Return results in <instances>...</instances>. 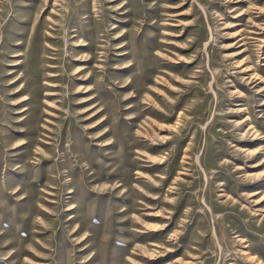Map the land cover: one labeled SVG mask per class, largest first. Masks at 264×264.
I'll use <instances>...</instances> for the list:
<instances>
[{
    "label": "rangeland",
    "instance_id": "obj_1",
    "mask_svg": "<svg viewBox=\"0 0 264 264\" xmlns=\"http://www.w3.org/2000/svg\"><path fill=\"white\" fill-rule=\"evenodd\" d=\"M0 12V264H264V0H0ZM34 29L26 48L50 60L37 69L51 66L53 96L31 95L38 80L16 99L7 41L27 43ZM82 87L96 101L78 106ZM30 96L23 108L38 111L13 105ZM36 112L28 158L19 133L33 130ZM65 146L87 149L77 171L117 170L84 181L100 200L79 210L68 189L51 196L59 171L58 185L42 179L17 194L19 184L3 185L25 161L26 173L48 176ZM127 189L123 202L105 196ZM32 190L37 198L23 200ZM109 203L134 210L115 214Z\"/></svg>",
    "mask_w": 264,
    "mask_h": 264
},
{
    "label": "bare ground",
    "instance_id": "obj_2",
    "mask_svg": "<svg viewBox=\"0 0 264 264\" xmlns=\"http://www.w3.org/2000/svg\"><path fill=\"white\" fill-rule=\"evenodd\" d=\"M0 14H2V12H0ZM21 33V32H20ZM20 33H17V34H15L17 37H19V36H23V34H25V32H22L21 34ZM29 38H28V42L27 43H24V42H17L16 44H15V38H14V36H11L10 38H9V40L7 41V44H9V46L11 47V50H8L6 53H7V56L5 57V59H4V61H8V60H6V58L7 57H9V56H11V57H15V59H14V62L13 63H8V65L7 66H9L10 68V72H8L5 76H7V78H9V84H8V88H11V89H14L13 91H14V93H12L10 96L11 97H13V98H21V97H26L24 94H25V92H27L28 94L30 93V88H29V85L31 86V84H35L36 85V82L38 81V80H44V83H43V85L42 86H40V88H38L37 87V85L35 86L36 87V89H32L33 91H32V96L33 97H36V98H39V97H45L46 99H49V98H51L52 96H53V92L51 91V88H53V84L51 85L50 84V82H49V79L51 78V77H53L52 75H51V73H50V68H51V66H49L48 64L46 65V64H41L42 66H43V69H42V74H40L39 73V71H38V69H37V66H38V64L40 63V62H49L50 60H48L46 57H42V56H40L39 55V51H38V49H36V48H26V47H31V45H33V44H35L36 43V41H34V40H37V35H36V31H35V29H34V31H29ZM34 39V40H33ZM83 41V40H82ZM11 43V44H10ZM84 44V43H83ZM6 45V40H5V42L3 41L2 42V47L3 46H5ZM82 46V45H81ZM89 46V48H91V45H88ZM82 49V48H81ZM91 55V54H90ZM1 56L3 57L4 56V53H3V55L1 54ZM89 59V58H88ZM101 60V59H100ZM94 65H96V64H94ZM2 66H0V68H1ZM101 67V66H100ZM83 69L84 68H77V74H81V73H83ZM19 71H21V73L19 74ZM91 71V70H90ZM90 71H88V72H90ZM98 71V70H97ZM87 72V73H88ZM86 73V74H87ZM2 74V72H0V75ZM33 74V77H34V80L33 79H31V75ZM85 76V75H84ZM86 76H88V75H86ZM89 76H90V74H89ZM1 80H3V76H2V78H1ZM22 81H24V84L22 85L21 84V82ZM30 81V82H29ZM86 82H88V78H79V79H77L76 81H75V83L74 84H72V85H70V88L71 89H73V88H76L77 87V85H78V89H80L81 88V84H83V83H86ZM128 83V82H127ZM126 85V84H125ZM88 86V85H87ZM89 88H86V87H82V91H78L77 93L75 92L74 94V96L75 97H82V96H85L87 93H89V91L90 90H88ZM44 93V94H43ZM21 96V97H20ZM75 97H73V99H75ZM32 99V97L30 96L29 98H24V99H22V100H20L19 102H16L15 104H13L15 107H21V110H20V112L21 111H23V112H25V111H27V113L28 112H33L34 110H37L38 111V109H37V106H36V104L38 103V102H35V105H29V107H27V108H23V105H24V103L25 102H27V101H29V100H31ZM80 100H79V102L77 103V105L78 106H82V105H84V104H87V102H93V101H96V98L95 97H93V98H90V99H84L83 97L82 98H79ZM19 100V99H18ZM47 104V103H46ZM48 104H50V102H48ZM52 104V103H51ZM96 104V103H95ZM159 105V104H158ZM49 106H51V105H49ZM52 107V106H51ZM92 107H93V105H92ZM11 108H13V107H11ZM56 108V107H55ZM86 108V107H85ZM89 108V107H88ZM82 110V109H81ZM86 111V110H85ZM78 113V112H77ZM98 113H100V112H98ZM36 114H37V116H36V124L33 126V130H31V129H28V128H26L25 130H23V131H21V133H19V136H29V140L27 141V142H22V143H20L19 145H18V147L20 146V147H24L25 146V149H26V151H24V152H22L21 154H24L25 156H27L28 158H29V149H30V147L33 145V143L35 142V140H33V139H31L30 137H33L35 134H37L36 132H38V130H39V126H38V123H39V121L41 120V114L42 113H37L36 112ZM46 114H48L47 112H46ZM89 114V113H88ZM92 114V113H91ZM90 114V115H91ZM97 113L95 112L93 115L95 116ZM92 115V116H93ZM79 117V116H78ZM88 117V116H87ZM99 118V117H98ZM28 119V118H27ZM48 122H49V120H48ZM18 123H21L22 125L23 124H26L25 122H23V120L21 119V121L20 122H18ZM51 123V122H50ZM81 124V123H80ZM100 125V123L99 124H97L96 125V127L95 128H98V126ZM91 128V127H90ZM94 128V129H95ZM60 136V138H62V134L61 135H59ZM101 136H99L98 138H100ZM10 139L9 138H7V137H5V143H10ZM62 142H63V140H62ZM17 147V148H18ZM16 148V149H17ZM72 148H74V147H72ZM61 151H63L62 153H61V155H60V153H59V158H61V159H57V160H55V158H56V152H54L55 153V155L53 156V158H52V161H53V168H50L51 169V171H49L48 172V176H43V171H42V169H40V171H38V173L35 175V173H26V171H24V168L27 166V161H25V162H23V163H21V165H20V169H21V173H22V175L20 176V177H18L17 176V178H19V179H16V180H13V181H10V182H8V181H5V182H3V185L4 186H7V187H9V188H12L13 186H17V184H19L20 185V188H16L14 191V193H19L20 191H21V189L22 188H24V186L25 185H27V186H29V187H31V189H35V187H36V185H37V183L39 182H41L42 181V179H44L45 180V184L43 185V187H46L48 184H52V185H58L57 183H56V177L54 176V174H55V171H59L58 172V174L60 175V177L62 178L61 179V183L58 185V187H57V189L55 190V195H51V196H53V197H55L56 199H61L62 198V192H65V189H68V194H71V196H72V198H70V200H75V199H80V205H79V210H81V208L84 206V205H82V204H84L85 203V201H86V199L87 198H90V197H92V196H94L95 197V199H98V200H100V197H101V195L102 194H98V193H95V190H94V192H93V190L92 191H90V190H88V188H87V186L88 187H90L89 186V184H88V182H84L86 179H92V181L90 180V182L92 183V184H95L97 181H100V180H102V179H104V178H109V179H113V178H116L117 177V170H114V171H112V173L111 174H106V173H104V172H92L90 175H87L86 174V169L85 168H82L81 167V169H82V171H77V168H78V166H80V163L82 162V161H84V159L87 157V155H86V152H87V149H85L84 150V148H80V149H76L75 148V150H72V149H70V151L68 150V148L65 146V147H63L62 149H60ZM72 150V151H71ZM36 151H41V150H36ZM52 151V150H51ZM35 152V151H34ZM36 153V152H35ZM74 153H76L75 154V156H73L74 157V161H70V157H68V155L69 154H74ZM43 157H44V155H42ZM42 159H45V158H42ZM43 162H45V161H47L46 159L45 160H42ZM41 161V162H42ZM40 162V163H41ZM71 163H76L75 165H71ZM67 164H69V165H67ZM88 164V163H87ZM91 165H97L98 167H99V169H101L102 167H101V165H99L98 163H94V162H91ZM102 166H103V168L105 169V167H104V165L102 164ZM58 169H57V168ZM107 167H109V166H107ZM67 170H66V169ZM49 169V170H50ZM64 169V170H63ZM89 168L87 167V170H88ZM39 170V169H38ZM75 170L77 171V172H75ZM27 175V178H25V180H29V183L26 181L25 182V180H24V182H23V184H22V182H21V180L20 179H24V177ZM16 176V175H15ZM31 177H33V180H32V178ZM64 177H67V179L65 180V179H63ZM82 179H83V182H82ZM75 183H78L77 185L78 186H80V187H82L83 186V192L80 194H76L75 193V191H73V190H71V188L73 189V188H78V186H75L74 184ZM81 183H82V185H81ZM110 184V183H109ZM123 186V184H120V187H122ZM142 190V189H141ZM33 192H32V195L30 194L29 196H27V197H25V198H23V200H25V201H29V202H31V201H33L35 198H37V193L34 191V190H32ZM137 191V190H136ZM38 192V191H37ZM57 192V193H56ZM44 193V192H43ZM134 189H127L126 191H125V193L122 195V197L121 198H113V192H110V193H107L105 196L107 197V196H109L110 198H112V199H114V200H117L118 202H123V201H126V200H129V199H131V195H134ZM254 193V192H253ZM44 194H46V193H44ZM257 194V193H256ZM138 195H139V197L140 198H143V195L140 193V192H138ZM133 199H134V197H133ZM143 199H145V200H147V198H143ZM107 201V200H106ZM68 202H70V201H68ZM67 202V203H68ZM69 204V203H68ZM39 205V204H38ZM85 205H87V204H85ZM146 205H147V203H146ZM109 206H110V210L109 211H111V212H114L115 214H121V213H123V214H127L128 212H130V211H132V210H134V209H130V208H125V209H123V210H121V211H119V212H117V208H118V205H116V204H110L109 203ZM148 207V206H147ZM236 208V207H235ZM45 209H47V208H45ZM71 209V208H70ZM109 209V207L108 206H105L104 208H103V210L104 211H107ZM68 210V209H67ZM23 213V212H22ZM26 214V213H25ZM24 214V215H25ZM172 214V213H171ZM243 213L241 212V211H237L236 212V215H237V217H241V215H242ZM161 215V214H160ZM124 216V215H123ZM122 217V216H121ZM23 218V217H22ZM70 218V217H69ZM39 219V218H38ZM40 219H42V218H40ZM39 219V220H40ZM79 219V217L78 216H73L72 215V217L70 218V220H69V224L70 223H72V222H74L75 220H78ZM38 221V220H37ZM102 222V221H101ZM139 222V221H138ZM123 222H119V225H121ZM125 224V223H124ZM141 224V223H140ZM148 225H150V224H148ZM141 227H142V225H141ZM143 227H144V225H143ZM146 227H147V225H146ZM153 227H155V225H153ZM156 228V227H155ZM159 229V228H158ZM83 230V226H79L78 227V229L76 230V233H79V232H81ZM152 230V229H151ZM153 230H155L154 228H153ZM157 230V229H156ZM117 233H121V230H120V232H118L117 231ZM4 246V245H3ZM10 246H12V245H10ZM20 247V246H19ZM16 248V247H15ZM13 250H14V248H13ZM15 253H17V252H15ZM12 255V254H11ZM147 255H149V254H147ZM146 255V256H147ZM144 256V255H143ZM162 256H164V255H162ZM10 258V257H9ZM156 258V257H155ZM8 259V258H7ZM15 260V259H14ZM155 260V259H154ZM134 261V260H133ZM132 261V262H133ZM131 262V261H130ZM131 262V263H132ZM134 263V262H133ZM138 264V263H137Z\"/></svg>",
    "mask_w": 264,
    "mask_h": 264
}]
</instances>
